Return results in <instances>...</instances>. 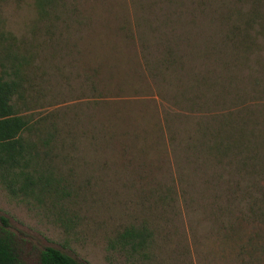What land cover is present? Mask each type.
<instances>
[{
  "label": "rangeland",
  "instance_id": "374dc122",
  "mask_svg": "<svg viewBox=\"0 0 264 264\" xmlns=\"http://www.w3.org/2000/svg\"><path fill=\"white\" fill-rule=\"evenodd\" d=\"M6 75L50 189L13 194L0 176L29 264L46 247L86 264H264L263 194L219 188L183 98L206 76V110L264 129V0H0Z\"/></svg>",
  "mask_w": 264,
  "mask_h": 264
},
{
  "label": "trees",
  "instance_id": "16d2710c",
  "mask_svg": "<svg viewBox=\"0 0 264 264\" xmlns=\"http://www.w3.org/2000/svg\"><path fill=\"white\" fill-rule=\"evenodd\" d=\"M183 62L185 63L184 59ZM203 77L199 90L207 88L205 92L198 95L199 90L195 92L186 88L183 91L184 102L192 110L196 109L199 115L197 129L200 136L193 138L195 143L193 142L191 147L193 150L203 152L201 154L209 162L221 166V172L214 177L219 188L221 182L228 183L226 177L232 178L231 182H234L238 189L234 193L235 196L246 191L255 200V196L262 193L261 204L264 205V129L258 127L249 129V124L244 119L230 122L232 116L241 111L227 110L219 113L211 108L206 110L210 96L216 89L208 77ZM16 87L17 81L10 80L8 75L0 78V176L13 194L20 192L35 196L39 191V195H43L49 193L50 189L45 186L38 188L40 186L38 182L42 179L38 177L36 180L35 177L37 173L34 166L35 145L26 141L24 137L30 130V121L19 114L10 103V95ZM216 101H219L218 97ZM245 109L248 108L242 110ZM192 110L189 114H194ZM218 118L222 122H218ZM244 184L247 190H242ZM220 192L224 195L226 190L220 189ZM238 195L234 198L240 202ZM260 208V214L264 216V206ZM239 220L242 218L239 217ZM123 237L129 238L128 244L134 250L141 249L146 243L142 231L129 230ZM29 252L27 240L10 229L8 219L1 217L0 264H29ZM36 258L37 264H86L53 247L38 249Z\"/></svg>",
  "mask_w": 264,
  "mask_h": 264
}]
</instances>
